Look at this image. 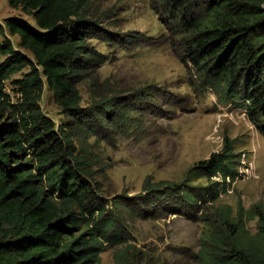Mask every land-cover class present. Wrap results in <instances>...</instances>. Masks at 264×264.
<instances>
[{
    "label": "trees",
    "instance_id": "1",
    "mask_svg": "<svg viewBox=\"0 0 264 264\" xmlns=\"http://www.w3.org/2000/svg\"><path fill=\"white\" fill-rule=\"evenodd\" d=\"M169 31L171 47L205 86L244 111L264 137V0H152ZM29 15L0 22V264H99L106 242L122 240L110 201L103 198L90 160L77 142L102 116L101 104L81 108L78 84L88 63L96 25L85 15L87 0H8ZM10 35L20 36L15 48ZM21 74V77L14 78ZM11 80L12 96L7 90ZM46 86L70 120L57 125L44 113ZM199 161L185 182L145 180L143 202L180 214L203 211L200 249L192 264H264V211L231 205L210 207L241 177L247 154L235 138ZM207 185H191L194 178ZM214 178V179H212ZM157 201L162 202L157 206ZM172 203V205H168ZM157 206V207H155ZM258 216V231L247 221Z\"/></svg>",
    "mask_w": 264,
    "mask_h": 264
},
{
    "label": "rangeland",
    "instance_id": "2",
    "mask_svg": "<svg viewBox=\"0 0 264 264\" xmlns=\"http://www.w3.org/2000/svg\"><path fill=\"white\" fill-rule=\"evenodd\" d=\"M87 2L85 15L97 28L89 40L90 52L100 62L88 63L82 71L80 107L102 103L98 110L114 124L96 120L95 130L85 132V144L77 145L92 162L101 195L110 201L122 230L119 243L106 242L99 264H192L205 229L203 211L153 210L143 202L145 180L185 182L190 168L221 151L225 138H235L238 150L247 154L248 176L231 182L209 206L251 212L259 205L264 211V137L246 114L196 78L183 60L184 49L171 47L152 0ZM10 16L35 23L8 0H0V22ZM5 34L16 49L30 54L18 34L10 35L8 29ZM6 83L14 96L11 80ZM41 107L57 125L70 120L47 86ZM209 182L196 177L190 184ZM156 203L160 207L162 202ZM247 228L258 231V216L247 221Z\"/></svg>",
    "mask_w": 264,
    "mask_h": 264
},
{
    "label": "clouds",
    "instance_id": "3",
    "mask_svg": "<svg viewBox=\"0 0 264 264\" xmlns=\"http://www.w3.org/2000/svg\"><path fill=\"white\" fill-rule=\"evenodd\" d=\"M242 111V110H241ZM244 114H246L244 111H242ZM247 116V115H246ZM262 135V134H261ZM247 168H248V160H247V158H246V162H245V164H244V166H242L241 168H240V170H239V172L241 173L240 175H241V177H239L238 179H240V178H244V177H246V176H248V171H247Z\"/></svg>",
    "mask_w": 264,
    "mask_h": 264
}]
</instances>
